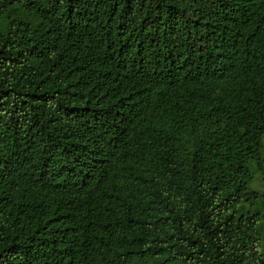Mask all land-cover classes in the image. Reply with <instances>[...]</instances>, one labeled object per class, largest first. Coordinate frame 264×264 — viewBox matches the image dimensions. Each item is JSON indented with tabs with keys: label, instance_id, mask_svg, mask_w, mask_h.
<instances>
[{
	"label": "trees",
	"instance_id": "16d2710c",
	"mask_svg": "<svg viewBox=\"0 0 264 264\" xmlns=\"http://www.w3.org/2000/svg\"><path fill=\"white\" fill-rule=\"evenodd\" d=\"M0 264H264V0H0Z\"/></svg>",
	"mask_w": 264,
	"mask_h": 264
},
{
	"label": "rangeland",
	"instance_id": "374dc122",
	"mask_svg": "<svg viewBox=\"0 0 264 264\" xmlns=\"http://www.w3.org/2000/svg\"><path fill=\"white\" fill-rule=\"evenodd\" d=\"M258 174H256L255 180L252 182L251 186L256 190H262L263 189V183L260 178L257 177Z\"/></svg>",
	"mask_w": 264,
	"mask_h": 264
}]
</instances>
